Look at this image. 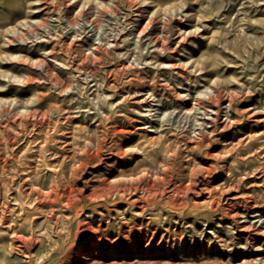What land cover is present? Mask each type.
Segmentation results:
<instances>
[{"label":"rangeland","instance_id":"374dc122","mask_svg":"<svg viewBox=\"0 0 264 264\" xmlns=\"http://www.w3.org/2000/svg\"><path fill=\"white\" fill-rule=\"evenodd\" d=\"M263 229L264 0H0V264H264Z\"/></svg>","mask_w":264,"mask_h":264},{"label":"bare ground","instance_id":"6f19581e","mask_svg":"<svg viewBox=\"0 0 264 264\" xmlns=\"http://www.w3.org/2000/svg\"><path fill=\"white\" fill-rule=\"evenodd\" d=\"M262 231H264V229H263ZM262 233H263V232H262Z\"/></svg>","mask_w":264,"mask_h":264}]
</instances>
